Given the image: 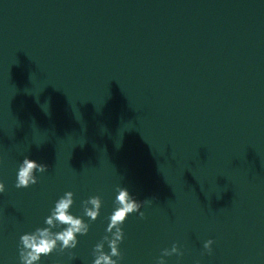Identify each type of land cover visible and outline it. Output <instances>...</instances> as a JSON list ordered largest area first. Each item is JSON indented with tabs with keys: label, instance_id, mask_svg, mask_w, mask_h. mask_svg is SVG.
<instances>
[{
	"label": "water",
	"instance_id": "1",
	"mask_svg": "<svg viewBox=\"0 0 264 264\" xmlns=\"http://www.w3.org/2000/svg\"><path fill=\"white\" fill-rule=\"evenodd\" d=\"M0 182V264L68 191L99 216L40 264H91L118 187L119 264H264V0H0Z\"/></svg>",
	"mask_w": 264,
	"mask_h": 264
},
{
	"label": "clouds",
	"instance_id": "2",
	"mask_svg": "<svg viewBox=\"0 0 264 264\" xmlns=\"http://www.w3.org/2000/svg\"><path fill=\"white\" fill-rule=\"evenodd\" d=\"M45 171H47V165L25 157L18 166L15 187L24 189L35 185L37 183L36 173ZM4 191L5 185L0 182V194ZM116 192L115 207L111 215L107 217L108 224L105 229L107 234L95 244L91 264H119L121 259L119 245L124 238L121 225L132 213H137L143 218L144 213L140 210L143 204L149 202L148 200L143 203L138 202L123 187H118ZM73 203V193L65 192L54 202L49 214L44 218L43 226L36 227L34 231L20 236L17 245L19 264H40L42 257L76 248L77 236L86 235L89 231V224L84 221L83 217H87L89 221H95L99 216L102 202L99 196H92L82 201L83 217L72 214L70 209ZM105 244H107L108 251L104 250ZM212 244L213 241L209 239L204 242L203 247L210 252ZM173 255L178 258L183 255L175 243L171 248L162 250L156 264H167L165 258Z\"/></svg>",
	"mask_w": 264,
	"mask_h": 264
}]
</instances>
